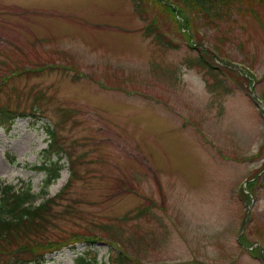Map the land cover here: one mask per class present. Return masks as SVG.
Instances as JSON below:
<instances>
[{
  "label": "rangeland",
  "instance_id": "374dc122",
  "mask_svg": "<svg viewBox=\"0 0 264 264\" xmlns=\"http://www.w3.org/2000/svg\"><path fill=\"white\" fill-rule=\"evenodd\" d=\"M159 1L0 0V108L35 115L0 188L61 152L44 264H264V0Z\"/></svg>",
  "mask_w": 264,
  "mask_h": 264
},
{
  "label": "trees",
  "instance_id": "16d2710c",
  "mask_svg": "<svg viewBox=\"0 0 264 264\" xmlns=\"http://www.w3.org/2000/svg\"><path fill=\"white\" fill-rule=\"evenodd\" d=\"M165 1L168 2V0ZM234 1L236 0H175V2H179L192 12L196 10V6L205 10L215 9V6L219 5L218 7H222V5L225 6L227 3L233 4ZM252 1L261 2V0ZM157 2L164 7L166 12L174 14V10L170 8L169 4L153 0V3ZM24 116L34 117L35 115H25L6 108H0V127L10 129L17 118ZM53 132L52 130L47 132L49 142L45 151L41 153L43 159L47 157L37 166L38 170L44 171L46 174L40 193L35 195L29 183H24L25 185L18 187L4 185L0 188V259L8 257V261L5 264H44L46 262V254L49 252L42 253L41 248L50 252L55 250L53 249L54 245H41L31 239L32 236L37 237L45 233V227L43 226L48 224L49 219L47 207L48 203L53 199L47 197V192L48 188L58 179L60 173L57 165L61 159V152L57 148ZM51 155H56V162H50L49 157ZM37 200H39L38 203H36ZM24 239L28 243L21 250L27 251L28 256L26 258L15 254L16 246ZM79 261L83 262L81 258ZM93 264H97V262L94 261Z\"/></svg>",
  "mask_w": 264,
  "mask_h": 264
}]
</instances>
